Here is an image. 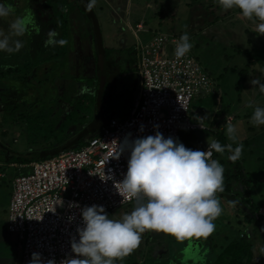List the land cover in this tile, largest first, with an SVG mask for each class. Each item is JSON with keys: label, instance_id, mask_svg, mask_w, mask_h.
<instances>
[{"label": "rangeland", "instance_id": "1", "mask_svg": "<svg viewBox=\"0 0 264 264\" xmlns=\"http://www.w3.org/2000/svg\"><path fill=\"white\" fill-rule=\"evenodd\" d=\"M12 1L0 0V3L11 4L15 9L8 17L0 18V32L9 35L11 41L19 39L23 42L22 37L11 35V23L17 17L24 15L23 8L20 9ZM44 1L49 5L53 17L50 20L53 26L48 28V31L55 29L58 32L56 39H66L68 44L63 47L54 46L58 52L53 57L40 54L43 58L40 65L42 67L44 65V74L39 80L41 90H37L31 95L27 93L19 96L15 99V104L9 102V105L3 108L0 106V160L5 163V166L0 169L6 170L5 175H7L5 178H0V223H4L5 218L7 222L9 218V209L8 211L6 209L11 200L13 178L18 173L20 175L30 170L29 168L28 170L18 169L21 162L36 160L38 158L36 152L49 150L60 144L69 143L70 147L78 149L80 148L79 141L85 139L80 136V130L95 117L91 103H93L92 95L96 92L94 86L98 75L94 63L95 57L100 51V49L98 50L99 44H102L104 48V58L116 62V67L124 66L122 58L125 61L126 57L128 58L126 67L131 70L122 72L124 77L127 74L131 76L133 70L137 74L136 77L133 76V79L125 82L121 80V76L118 79L115 75H113L114 79H110L109 76L106 78L109 85H114L112 94L124 92L122 97L124 100L119 103L114 100L112 103L114 106L110 110L109 95L105 96V111L108 109L110 113L115 112V117L124 119L138 103L141 89V75L136 72L137 50L136 56L134 55L137 45L135 35L148 41L155 33H164L178 38L184 32L189 34V42L193 45L189 52L199 58L210 78L220 89L219 96L223 98V101L217 103V108L220 107L225 112L220 126L226 121L227 108L231 103L232 108L229 112L234 115V120L231 123L237 128L238 143H242L244 146L241 156L243 162L236 161L235 164L238 166L237 162H239L249 172L248 175L253 186V204L260 206L259 211L263 212L264 146L261 147V144H264V139H261L262 133L258 129L264 125L254 126L250 122V118L255 106L264 107V98L257 96V91L255 89L252 91V86L248 87L246 83L237 85V81L241 77V68H234L233 71L228 70L230 63L223 58L220 50L221 36L227 43H230L226 40L229 38L240 41L237 43L245 44L246 42L249 44L248 40L253 35L245 29H256L255 23L239 15L240 17H234L235 21H239L235 25L220 28L214 33L215 29L209 25V22L216 15L224 14L221 9H209L211 0H208L210 2L207 0H97L91 11H87L86 5L84 7L76 0H54L56 6L53 3H48L51 0ZM35 10L37 11L36 8ZM213 10H215V14L211 13ZM137 23H143L146 32L137 30ZM225 30H229V32L226 33ZM42 36L44 40L47 39V33H43ZM23 37L25 40V36ZM260 38L264 39V35H260ZM166 48L171 49L170 46H166ZM45 49L50 48L46 47ZM45 52L47 51L44 50L42 53ZM3 56L8 57L0 51V69L5 72H8V69L13 70L14 74L6 73V77L0 81V87L6 81L9 85L16 83L14 75L17 64L16 66L15 62L7 64L3 61ZM78 57L80 58L79 62ZM20 66L23 68V65L20 64ZM47 68H52L56 72L47 76ZM107 69H111L115 74L119 72L117 68L113 69L111 64ZM251 75L255 76V73L252 71ZM36 77H41V74L39 73ZM32 80L36 81L35 77ZM238 86L239 88H237ZM108 87L105 91L110 93ZM251 92L255 95H251ZM210 96L205 95L194 100L195 103H193L190 112L192 120L196 121L199 117L211 119L210 111L209 113L207 110L205 111V106L207 109H211L213 106ZM200 98L202 100L196 103ZM250 103L252 107H249ZM118 109L120 111L117 113ZM224 128L227 143H230L226 136V125ZM99 133L100 130L97 134ZM182 134L185 135L186 142L191 143L193 150L198 149V143L205 145L208 139H215L212 133L208 134L204 130L186 131ZM235 146L234 144L233 147ZM6 154L14 156L16 168L8 164L9 161L4 158ZM228 156V152L219 156L220 160L225 161L224 169H228L231 163V161L228 162ZM217 197L221 203L222 214L214 221L215 228L219 232L220 225L227 227L230 224L231 229H223L217 234L214 231L210 235V237L213 235L214 238L211 242L205 239L194 240L192 250L195 252V258L185 259L184 249L188 246V241L181 243L171 235L168 237V234L147 230L142 234L140 246L123 261L118 260L116 263L155 264L156 259L154 258L162 257L168 260L167 264H174L176 260L180 264H213L217 258L214 252L216 248L213 247V244L221 241V235L224 233L238 235L242 231L245 233L251 225L253 226V224L246 226L248 217L245 215V211L249 212V206L243 203L240 195L234 197L232 194L224 196L217 193ZM135 204L136 201L123 205L110 211L109 216L119 219L125 213H131ZM7 224L6 228L1 226L0 235L2 238L11 239L8 240L5 248H0V264H22L23 241L16 233L9 231ZM263 238L261 234L255 238V254L253 262L250 264H264V248L261 244ZM181 244L183 249L180 247ZM14 253L16 257L13 260ZM172 257H176V259Z\"/></svg>", "mask_w": 264, "mask_h": 264}, {"label": "built area", "instance_id": "2", "mask_svg": "<svg viewBox=\"0 0 264 264\" xmlns=\"http://www.w3.org/2000/svg\"><path fill=\"white\" fill-rule=\"evenodd\" d=\"M179 40L164 33H155L148 41L137 38L141 89L130 114L124 119L111 118L82 148L34 161L29 172L14 178L8 229L23 241L22 264H29L33 252L56 264L75 256L71 242L73 237L79 240L77 228L83 226L84 206L102 205L109 213L135 201L117 189L127 172L130 152H123L119 159L113 156L127 134L135 139L159 131L183 143L182 132L210 130L211 122L194 121L190 112L197 97L214 92L215 82L190 52L176 58ZM73 203L79 207L70 206Z\"/></svg>", "mask_w": 264, "mask_h": 264}, {"label": "clouds", "instance_id": "3", "mask_svg": "<svg viewBox=\"0 0 264 264\" xmlns=\"http://www.w3.org/2000/svg\"><path fill=\"white\" fill-rule=\"evenodd\" d=\"M96 3L97 0H89L86 10L91 11ZM218 4L225 10L239 9L245 19L256 24L255 31L264 35V0H218ZM14 11L13 5L0 3V18ZM30 29L39 32L30 14L17 17L10 25L11 35L16 37L25 36ZM57 36L58 32L50 29L45 46L68 44L66 39L57 40ZM189 41V34L184 32L175 49L176 58L184 57L191 50L193 45ZM22 47L21 40L11 41L9 35L0 32V51L13 53ZM250 83L264 93V83L258 78L251 79ZM250 122L254 126L264 125V107H254ZM153 127L158 129L159 125ZM143 130L141 125L140 131ZM130 136L131 133L127 134L118 144L113 156L119 159L123 152H130L127 172L117 189L122 196L127 194L136 201L134 209L117 219L110 217L102 205L84 206L81 209L83 226L77 228L79 240L73 237L71 242L75 256L61 260L60 264H116L140 246L142 234L147 230L171 235L181 243L188 241L185 259L195 258L192 242L206 240L215 231L214 221L222 214L217 193L224 191L225 169L218 160L212 159V153L228 152V159L233 163L241 158L244 146L238 143L236 126L226 122L230 143L208 139L206 151L187 148L183 141L185 145L178 138H165L159 131L135 139H129ZM70 206L79 207L75 203ZM29 264H56V261H44L40 253L33 252Z\"/></svg>", "mask_w": 264, "mask_h": 264}, {"label": "trees", "instance_id": "4", "mask_svg": "<svg viewBox=\"0 0 264 264\" xmlns=\"http://www.w3.org/2000/svg\"><path fill=\"white\" fill-rule=\"evenodd\" d=\"M84 1H86L87 3L89 2V0H84ZM211 1L212 2L209 5L210 6L209 9L218 8L219 10L220 9L223 10V14H224L221 16L216 15L213 18V20L209 22V25L213 26L215 29L214 33L217 32L220 28H225L228 25H235L237 22H239V21L234 20V17L237 18V17H240L239 15H241L239 9L233 8L230 10H225L218 4V0H211ZM207 2H210V1L207 0ZM214 12L215 10H213V12L211 11V13L215 14ZM245 31L249 33L251 32L253 35V37L249 38L248 40L249 44H246V42L245 44H242V42L237 43L240 41L232 40L229 38L226 40L230 43H227L226 41H223V37L221 36L220 38L222 41L220 43L221 44L220 50L222 51L223 58H225L230 63V65L228 66V70L230 69L233 71L234 68H239V67L241 68V71H240L241 77H239L237 81V85H239L240 83H246L248 87L252 86L251 88L252 91L253 89L257 91L256 93L257 96H260V97L263 96L264 98V93H261L259 91V87L253 86L250 83V80L253 78H258L262 83H264V39L260 38V34L257 33L255 29L250 30L246 28ZM225 32L227 33L229 32V30H225ZM42 34L43 33L32 34L33 37L28 38L27 42H25L23 38V47L18 52L8 53L6 51H2L3 54H6L9 57L8 58L6 56L5 57L3 56L4 62H7V64H9V62L10 63L15 62V66L17 64L15 75H14L16 83L9 85L8 81H6L0 87V106L2 108L9 105L8 104L9 102H13L15 104V99L18 98L19 96H23L27 93L28 95H31V94H34V92H36L37 90H41L39 88L41 84L39 80L40 78H42V75L44 74V71H43L44 65L43 67L40 65V62H42L43 60L40 54H43L44 56L48 55L49 57H53L58 52V50L52 46H48L50 48L48 50L45 49L46 48L44 44L45 40ZM214 37L215 36L213 35V38ZM259 38L261 39V41ZM217 40L218 42H220L218 37H217ZM44 50H46L47 52L42 53ZM135 52H136V48L134 51V55L136 56ZM20 64L23 65V68L20 66ZM46 71L48 73L47 76H50V73L56 72L52 68H47ZM252 71L255 73V76L251 75ZM6 73H9V75L14 74L13 70L8 69V72H5L4 70L0 69V81L2 80L3 77H6ZM37 73L38 74L40 73L41 77H36L38 75ZM32 77L33 78L35 77L36 81H33ZM105 81L106 80L104 77L102 78H99V76L96 77L95 83L97 84L94 86V89L96 90V92L94 95H92L93 103H91L92 105L91 107L94 109L95 117L90 122H88L85 126H83L82 130H80V136H83L85 138L79 141L78 146L80 148H82L95 134H97V132L101 129V127L106 125L112 117H115V112L110 113V110L108 109L105 111V108H106L105 96L109 95V102L116 100L118 101L117 103H119L124 100L122 99V97L124 96L123 95L124 92H120L115 95L112 94L113 91L110 93H107L104 89V86H106V83H107V81L106 82ZM36 83H38V85H36ZM107 86H109V84ZM237 88H239V86ZM113 89L114 87H112V90ZM219 92H220V89L215 84L214 92L210 94L211 95L210 98H212L213 106L211 109L208 108L210 113L213 116V120L211 122L210 130H206V132L208 134L212 133L215 139L218 140L221 144H227V140H226L223 130L225 129L224 126L226 125V122H228L229 116L233 115L232 113L229 112L231 111L232 107L230 105L231 103H229V107L227 108L228 115H227L225 123L222 125L223 128L221 130H217L216 127L220 126V122L224 119L223 117L225 115L224 109H221L220 107L217 108V103L218 102L222 103L223 101V98L222 97L220 98L219 96ZM251 95L254 96L255 94H252L251 92ZM30 99L32 100V98ZM201 100L202 98H200L196 103H198ZM236 108H239V106H236ZM119 111L120 110L118 109L117 113ZM258 131H261L262 133L261 139H264V127H260ZM181 139L186 144L187 148H192L191 143L186 142L185 135L182 134ZM206 145L207 144L200 146V144L198 143L199 150H204ZM261 145H262L261 147L264 146V144H261ZM70 148L72 147H70L69 143H67L65 145L60 144L59 146L49 149V150L47 149L45 151L43 150V151L36 152L37 153L36 156L38 158L33 161H39V160L50 158L54 155L59 154L62 150H67ZM219 156H220V153H216L214 151V156L212 159H216L222 165H224L225 161L223 159L220 160ZM4 157L7 159L6 161H9L8 164L16 163V161H14V156H10L6 154V156ZM33 161H30V162H33ZM229 161L231 160H228V162ZM237 161L241 163L243 162V159L241 158L240 160H237ZM30 162H21L20 164L30 163ZM239 162H237L238 166H236L235 164L236 162L233 163L231 161L229 168L225 169L224 171V191L221 193V195L229 196V194H232L234 197L236 195H240L241 196L240 199L243 201V203L249 206V212L245 211L246 213L245 215L248 217V222L246 223V226L250 224H253V226L251 225L248 228V231H246L245 233L244 231H242L238 233V235L232 234V233H229V234L224 233V235H221V241L214 242L213 244V247L216 248L214 252L217 255V258L216 260L213 261V264H250L251 262H253L254 254H255L254 253V242H255L254 240L256 237L259 236V234L262 235V238L264 235V213H261L259 211L260 206H255V204H253V193H252L253 186H252L251 180L248 175L249 172L246 171V168L243 167ZM228 200L230 201L231 199H228ZM220 229H221L220 231H222L223 229H231V226L230 224H228L227 227H225L224 225L223 226L220 225ZM219 232L215 228V234ZM206 240L208 242H211L212 240H214L213 235L211 237L209 236ZM172 244L174 243L172 242ZM261 244L264 248V238L262 239ZM180 247L182 248V244ZM172 258L176 259V257H172ZM154 259H156L155 264H167L168 263V260H165L162 257H157ZM166 259H169V258H166ZM116 264H119V263H116ZM174 264H180V263H178V261L176 260Z\"/></svg>", "mask_w": 264, "mask_h": 264}, {"label": "flooded vegetation", "instance_id": "5", "mask_svg": "<svg viewBox=\"0 0 264 264\" xmlns=\"http://www.w3.org/2000/svg\"><path fill=\"white\" fill-rule=\"evenodd\" d=\"M70 1H75V0H70ZM80 3H82V5L85 7V5L87 4L86 1L84 0H76ZM11 2V0H10ZM48 2V1H47ZM12 3L14 4H17L18 7L21 9L23 8L24 11H22V13L24 14L23 16L27 15V14H30L34 21H35V24L36 26L38 27L39 29V32L38 34L40 33H48V28H51L53 26V24L50 22V20L53 18L51 16V10H50V7L48 4L45 3L44 0H13ZM48 3H53L55 6H56V3L54 0H51L50 2ZM14 4V5H15ZM35 8L37 9V11L35 10ZM31 34H37L36 30L35 29H30L29 33L25 35V41L27 42V39L31 37ZM24 38V37H22ZM100 49L99 51V54L95 57V63L94 65H96L95 69H96V72H97V75L99 76V78H102L104 77L105 80L106 78L109 76L110 79H114L113 75H115V77H117V79L121 76L122 77V81L125 82L127 80H131L133 79V76L136 77L137 74L134 73V70H133V73H131L132 75L130 76V74H127L124 75L122 74V72L124 71H130L131 69L129 67H126L127 66V60L128 58L126 57V61L122 58V63L124 66H117L116 62L114 61H109L108 59H105L104 58V48L102 46V44H99L98 46V50ZM78 50V49H77ZM122 57H123V54H122ZM80 61V58L78 57V62ZM112 65V68L114 69L117 68L119 70L118 74H115V72L111 71V69H107L109 65ZM129 68V69H127ZM137 72V71H136ZM138 73V72H137ZM106 82V81H105ZM97 84V83H95ZM108 84L106 83V86H104V89L106 90V88L108 87L107 86ZM116 86V84H115ZM88 89V88H87ZM15 96V94H14ZM118 101H116L117 103ZM112 102H109V108L111 110V108L114 106V104H112Z\"/></svg>", "mask_w": 264, "mask_h": 264}, {"label": "crops", "instance_id": "6", "mask_svg": "<svg viewBox=\"0 0 264 264\" xmlns=\"http://www.w3.org/2000/svg\"><path fill=\"white\" fill-rule=\"evenodd\" d=\"M138 27H136V29L137 30H141V31H145L146 32V30H145V28H144V25H143V23H139V24H136ZM154 33V32H153ZM152 33V34H153ZM153 36V35H152ZM135 37H136V40H137V38L138 39H140V40H142V41H146V40H143L142 38H140V36L138 37V35H135ZM195 56V55H194ZM196 57V56H195ZM197 58V57H196ZM199 60V59H198ZM200 61V60H199ZM201 62V61H200ZM205 68V67H204ZM206 69V68H205ZM208 111V113H209V110L206 108V106H205V111ZM249 113V112H248ZM232 121L234 120V115H232ZM205 120V122H212V120H213V116L211 115V119L209 120L208 118H205V117H199L198 118V120ZM231 121V122H232ZM210 124V123H209ZM223 128V126L221 125V126H217L216 127V129L217 130H221ZM89 142V141H88ZM87 142V143H88ZM86 143V144H87ZM85 144V145H86ZM208 144V143H207ZM201 146V145H200ZM198 149H199V146H198ZM5 158V157H4ZM6 159V158H5ZM7 160V159H6ZM34 162V161H33ZM31 163L32 162H30V163H22V164H19V166H18V169H26V170H28V168L30 169V165H31ZM10 166H12V167H15L16 168V163H12V164H9ZM3 166H5V163H3V161H1L0 160V167H3ZM5 172H6V170H1L0 169V178H5V177H7V175H5ZM17 175H19V173L17 174ZM16 175V176H17ZM15 176V177H16ZM14 177V178H15ZM14 178H13V180H14ZM12 193H13V181H12ZM11 198H12V195H11ZM10 203H11V200H10ZM9 206H10V204H9ZM8 209H9V207H7V211H8ZM7 211H6V214H7ZM1 222V221H0ZM6 224H7V222H6V218H5V222L4 223H0V229H1V226L2 227H4L5 226V228H6ZM8 225V224H7ZM170 235H168V237H169ZM9 239H11V238H8V237H6V238H2L1 237V235H0V248H5L6 247V245H7V243H8V240ZM14 248H15V246H13ZM12 257H13V260L15 259V257H16V254L14 253V255H12ZM8 258H9V255H8ZM0 259H1V255H0ZM22 262H23V259H22Z\"/></svg>", "mask_w": 264, "mask_h": 264}, {"label": "water", "instance_id": "7", "mask_svg": "<svg viewBox=\"0 0 264 264\" xmlns=\"http://www.w3.org/2000/svg\"><path fill=\"white\" fill-rule=\"evenodd\" d=\"M114 78V77H113ZM113 81V80H112ZM112 81H111V83H112ZM112 87H114V85H112V84H110L109 85V87H108V90H110V92H112L113 90H112Z\"/></svg>", "mask_w": 264, "mask_h": 264}]
</instances>
